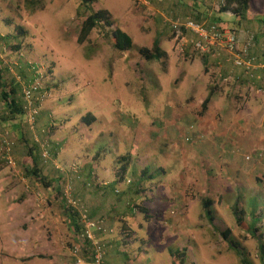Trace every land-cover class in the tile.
I'll return each instance as SVG.
<instances>
[{
  "label": "rangeland",
  "instance_id": "374dc122",
  "mask_svg": "<svg viewBox=\"0 0 264 264\" xmlns=\"http://www.w3.org/2000/svg\"><path fill=\"white\" fill-rule=\"evenodd\" d=\"M142 1L96 0L85 6L81 0H0V38L16 37L18 28L24 33L17 40L10 37L5 43L1 41L2 68H5V61L10 57L16 60V55L20 53L24 60L38 66V73L42 76L39 85L48 91L33 131L25 127L24 114L20 120L18 118V123L17 120H7V111L2 109L1 99L0 123L5 121L13 125L20 124L26 135L25 139L29 142L25 148L31 149L36 145L39 153L33 151V156L34 153L38 156L41 167H52L56 171L51 163L45 164L41 159L39 145L43 140H48L51 160L63 169L58 173L66 176L59 184H55L54 191L64 207L59 209H69L67 200H76L87 211L90 219L103 221L105 230L109 228L106 221L113 212L110 211L112 207L110 204L106 205L102 214L91 217L84 199L74 195L75 183L82 182L90 190L94 186L102 187L107 184L106 177L97 179L95 170L98 168L113 175L118 174L123 166L130 168L131 172L134 171V166L139 172L147 165L148 172H154L155 177L160 175V167H163L167 172L165 181L177 182L178 185L174 186L176 188H172L171 193L163 200L156 197L155 203L148 204L150 207L160 202L158 207L165 214L158 212L157 206L147 213L139 204L126 206L131 211L126 212L130 220H121L120 231L117 232L124 237L129 231L127 228H131L136 233V239L127 242L128 239L125 238L131 253L122 250V264H179L171 252L183 248L187 251L186 264H242V258L249 264H263L264 256L261 259L259 244L264 246V141L255 138L254 142H250L238 137L242 131L236 127L230 128L236 138L230 135L222 141L219 138L220 130L226 129L227 123H218L219 129L206 122L200 124L198 120L202 115L199 113V106L194 110L184 109L181 100L190 95L191 90L188 87L183 88L179 95L174 93V97L171 96L174 78L164 72V58L157 62L140 61L138 50L150 48L153 40L164 33L165 27L170 44L179 50L182 39L174 41L172 23L185 19L162 13L160 20L149 9L144 10ZM99 10L109 13L112 23L110 30L120 29L131 37L132 48L129 51L114 50L113 39L98 30H93L84 43L77 42L81 22L90 11ZM186 18L193 19L191 16ZM156 23L159 25L156 26ZM216 23L223 28H238L236 19L226 14H221ZM186 33L183 32L184 39H188ZM18 46V49H13ZM161 73H164L163 79ZM12 78V74L6 72L2 82L12 83ZM144 87L147 89L145 93L142 91ZM17 99L22 103L20 90ZM180 111L190 119L180 120ZM40 112L43 114L41 121L50 123L44 129H38ZM87 114L93 116L90 125L81 121ZM170 115L175 124L172 123ZM175 127L179 132L178 138ZM13 133L0 127V136L12 142V156L17 135ZM157 136L165 139L166 150L162 143L152 142ZM62 139L67 141L62 147L63 150L77 149L81 156H70L67 160H61L59 156L62 149L56 150L55 142L60 143ZM137 150L141 153L145 150L152 152L151 158L136 156ZM99 152L103 153L98 162L94 156ZM66 153L70 154L69 151ZM151 159L153 161L149 163ZM13 160L14 169L1 166L0 171H5L9 181L19 186L24 177H28L24 170L25 162H18L14 156ZM82 166H93L94 180L82 181ZM224 171L227 174L226 181H206L214 179L211 173L222 175ZM191 175H194L193 181ZM186 177L189 180L186 181ZM127 178L120 189L138 182V176L133 173ZM48 187L41 185V188L36 189L35 199L46 201L45 191ZM54 191L51 190L52 193ZM117 192L119 188H116ZM152 193L153 188L150 186L144 195L148 199ZM144 195L140 197L143 200ZM171 198H180L181 202L177 203ZM205 198L213 204L212 222L206 217L202 207V199ZM8 209L1 200L0 264H49L37 257L25 263L17 259V249L9 236V219L5 216ZM238 219L240 222H237ZM77 220L79 222V216ZM226 231L228 240L220 235V232ZM146 240L147 244L144 243ZM77 243L73 238L68 245L72 264L74 260L70 251ZM80 256L89 264L90 246H83Z\"/></svg>",
  "mask_w": 264,
  "mask_h": 264
},
{
  "label": "crops",
  "instance_id": "0c3cea01",
  "mask_svg": "<svg viewBox=\"0 0 264 264\" xmlns=\"http://www.w3.org/2000/svg\"><path fill=\"white\" fill-rule=\"evenodd\" d=\"M219 1L143 0L142 2L145 8L144 10L149 9L152 12L151 14H155L160 20H162V16L165 13L184 18L189 16L193 19L198 18V22L206 25H219L216 22L219 20L221 14H226L228 17L233 16L230 12L219 13L217 11ZM150 2H152V5L148 6ZM236 22L238 24L237 29L228 28L227 26L226 29L232 30L236 34L239 51L246 49L247 45L250 44L247 48L246 56L252 57L255 60L251 70L245 71L241 67L234 66L232 58L223 50L220 43L213 41L205 42L189 32H185L188 39L183 38L181 42L178 41V43L180 42L179 50L177 49L178 47H172V43L170 44V40L167 39L168 33L164 25L165 28L163 30L165 31L162 34L160 33V46L165 53L163 70L167 76L174 78V85L170 90L171 96L174 97V93L179 95L185 87L191 90L190 95L181 100L185 106L184 109L189 108V110H194L198 106L201 108L204 100L210 96V102L206 111L202 112L201 109V112H199L202 117L198 121L200 124H203V122H206V124L209 123V126L216 129H219L218 123H227L225 126L227 130L224 128L220 130L219 138L222 141L226 140L230 135L236 138V135L230 130L232 127H236L242 131L238 137L248 139L250 142H254L255 138L264 141V35H262V28H264V0H249L246 19L243 21L236 19ZM158 25L156 23V26ZM251 35H255V38L252 40L250 38ZM171 47L175 52L179 51L183 52V54L173 52ZM164 77V73H161V79ZM186 83L188 84L184 86ZM2 109L5 110V107L2 106ZM181 112H178L180 120L188 121L190 118L185 114H181ZM42 117L43 114L40 112L38 129L39 127H43L42 129H44L49 123L41 121ZM171 121L175 124V120L172 117ZM0 127L14 132V135L17 134L16 144L13 150L14 158L18 162L20 160L23 162L29 159L32 160L28 154V149L25 148L29 142L25 139L26 135L21 125H13L11 122L1 121ZM175 133L178 138L179 132H177V129ZM20 136H23L25 142L19 141ZM56 142L55 145L57 144L59 150L62 149L59 156L61 160H67L66 158L70 156H81L77 149L69 148L63 150L62 147L67 144L66 140L62 139L60 143ZM152 142L162 143L164 149H167V143L161 136H157ZM56 150H58L57 147ZM66 151H69L70 154L68 155ZM145 151L141 153L137 150L135 155L144 159L151 158L152 152ZM261 151L258 150V152ZM237 152L239 151L237 150ZM102 153L95 154V161H100ZM140 154H143L141 155L142 157ZM33 157H35V163L37 164L35 168L38 170V174L42 175L48 182L47 186L49 187L47 191L44 190L47 195L46 201L35 199L36 189L41 188V184L34 177L29 176L26 169L24 170L28 177H24V180H22L23 183L19 186L15 182L9 181L5 175V171H0V201H4L9 208L5 216L10 220H8L10 224L9 236L12 238L13 246L17 249V259L25 263L33 261L37 257L48 261L49 264H72L69 257L68 245L70 240L74 238L72 231L74 230L75 220L68 211L59 209L61 206L63 209L64 207L57 197V192L54 191L56 189L55 184H59L60 180L62 181L66 176L58 173L59 171H63L62 168L56 171L52 167L47 169L43 168L38 161V156L35 154ZM231 159L233 160V158ZM152 161L151 159L148 162L151 163ZM133 168L134 171L132 172L130 168L126 170L125 178L128 179L127 177L133 173L138 176V182L134 183L133 186L125 184L124 189H120V186L124 182L118 181L116 173L111 175L100 171L99 168L95 170V173L97 179L99 177H106L107 184L105 186L100 187L97 185L88 190L82 182L75 183L74 185V195H79L84 199L88 205L91 217L95 218L99 214H102L105 211L106 205L110 204L112 207L110 211L113 210V212L106 221L108 223L106 225L109 228L105 232H99L96 235L99 240L105 243V264H122L124 262V253H122V250L123 252L127 251L131 253L130 247L125 243V238L128 239L127 242L130 240L134 241L136 239V233L131 228H127L129 231L124 232L126 234L124 237L117 232L120 231L119 226L121 225V220L127 222L130 220L126 212L131 211L126 206L139 204L145 209L146 213L150 209L154 210L157 206V211L165 214L164 210L162 211L158 207L160 202H157L156 206L151 205L149 207L148 204L155 203L154 199L156 197H160L163 200L167 194L171 193V189L176 188L174 186L178 185L175 181H165L167 172L163 167H160L159 173L161 176L159 175V178L155 177L154 172H148V165L142 170H139V172H137L134 166ZM28 169L32 170L34 168L29 165ZM93 171V166L91 168L90 166H82L80 169V178L82 181L94 180ZM222 173V175L215 172L211 173L214 179L206 181L208 183H214V181L219 179L226 181L227 174L225 171ZM190 178L193 181L194 175H191ZM234 179H237V177H234ZM187 180L189 178L186 177ZM93 185H95V182ZM150 186L153 188V193L147 199L144 193ZM116 188H119V192L117 193ZM140 189H144L145 191L140 193ZM51 190L55 193H52ZM141 195H144L145 200L140 198ZM171 199L177 203L181 202L180 198ZM212 205L210 204L209 207L211 213L214 212V209L211 208ZM157 238H161V236H157ZM147 242L148 240L144 241L145 244ZM131 247L134 248L133 245ZM126 262H129V259H126Z\"/></svg>",
  "mask_w": 264,
  "mask_h": 264
},
{
  "label": "built area",
  "instance_id": "2783aa9c",
  "mask_svg": "<svg viewBox=\"0 0 264 264\" xmlns=\"http://www.w3.org/2000/svg\"><path fill=\"white\" fill-rule=\"evenodd\" d=\"M172 29L175 42L178 39H183V32H191L205 42L213 41L220 43L223 50L232 58L234 66L241 67L245 71L251 70L254 66V58L246 56L247 48L250 44L247 45L246 49L239 51L236 34L229 29L216 24L205 25L204 23H197L191 18H186L184 21L176 20L172 23ZM1 48L2 45L0 42V50ZM4 64L5 72L12 74V81L19 86L24 114L23 123L28 130L33 131L36 126L39 109L44 100L48 97V91L39 85L42 76L38 73V66L24 60L20 53L16 55V60L10 57ZM39 146L43 162L45 164L51 163V166L56 170H61L59 165L51 160L52 155H50L51 150L48 140H43ZM1 166H6L11 169L15 167L12 156V142H10L8 138H3L2 136H0V168ZM15 177H17V175H15ZM65 193H67V189ZM67 203L69 209L78 213L82 229V232L78 236L80 242L78 238L75 239L80 245L77 243L70 251L74 260L73 264H87L80 256L81 248L84 246L81 242L84 239L90 242L91 258L89 264H105V244L100 242L95 234L105 232L103 221L90 219L87 211H85L76 200L68 199Z\"/></svg>",
  "mask_w": 264,
  "mask_h": 264
},
{
  "label": "trees",
  "instance_id": "16d2710c",
  "mask_svg": "<svg viewBox=\"0 0 264 264\" xmlns=\"http://www.w3.org/2000/svg\"><path fill=\"white\" fill-rule=\"evenodd\" d=\"M93 1H96V0H81V3L86 6L89 3H92ZM217 7H218L217 11H219V13L230 12L234 16V18H236L239 21H243L246 19L247 11L249 9V0H220ZM197 19H192V20L197 22V23H200V22H198ZM180 21H182V19ZM210 25H212V24H210ZM111 27H112V23H111L110 15L107 11H103V10L93 11V12L90 11L80 24L77 42L79 44L84 43L93 30H98V32L103 31L104 36L110 37V39H113L112 48L114 50H116L118 52L129 51L132 48L131 37L128 36L126 33H124L120 29L110 30ZM17 32L18 33H17L16 37H12V36H10V37L15 38L16 40H17V38L19 39V37H23L24 33L22 32V30L20 28L17 29ZM262 35H264V28H262ZM10 37L9 36L2 37V38H0V42L4 41V43H5L6 40L11 39ZM250 38H251V40L254 39L255 35H251ZM160 43H161V38L158 37V38H155L153 40L152 46L150 48L139 49L138 54L140 56V61L144 62V63H146V62L149 63V62H157V61H160L161 59H163L165 57V53L161 49ZM18 48H19V46L16 48H13V49L16 50ZM4 73H6V72L1 67V63H0V99H1L2 105L5 107V110L7 111L6 112L8 115L7 120L8 119L12 120V121L17 120L16 123H18V118L20 120L22 115H23L22 104H21V102H18V99H17V95L19 92V86L17 84H15L14 81H12V83H9V84H5L4 82H2ZM142 91L145 93L144 88H142ZM209 102H210V96H208L204 100V102L201 106L202 112L206 111V108H207ZM81 121L86 125H90L91 122L93 121V116L91 114H87L81 118ZM19 141L25 142V139L23 138V136L19 137ZM56 147L59 149V147L57 145H56ZM33 151H35L36 153L37 152L39 153L36 145L33 146L31 149H28V154L32 160H30V159L25 160L26 162L24 163L25 164L24 167H25L27 174L29 176L34 177L38 183L47 187L48 182L46 181V179L42 175L38 174V170H36V168H35L37 166V164L35 163V157H33ZM34 155H35V153H34ZM54 158H56V157L54 156ZM29 165H31V167L34 169L29 170L28 169ZM127 169H128L127 166H123L122 168H120V170L118 171V174H117L118 181H121L124 183L127 181V179L125 178V173H126ZM144 191H145L144 189H140L139 192L143 193ZM202 207H203V210L205 212L206 217H208L209 221L212 222L214 217L212 216V213L209 210L210 201L206 198L202 199ZM66 211H68V213L72 217H74L75 223H74L73 232H74V238L77 239L79 234L82 232L81 224L77 220L78 214L75 211H72L71 209H67ZM234 212L236 213L235 209H234ZM76 220H77V222H76ZM237 222H240V219H238ZM247 230H248V228H247ZM95 234H97V233H95ZM220 235L222 236V238L224 240H228V238H229L228 237V231L220 232ZM78 241H79V238H78ZM99 241L102 242L101 240H99ZM81 243H83L84 247H85V245L90 246V242H88V240H86V239H84ZM102 243L105 244L104 242H102ZM229 246L231 248L235 249L231 243H229ZM259 252L261 255V259H263L264 246L262 244H259ZM237 254L239 256H242V253L240 251H237ZM171 255H172V257H174L175 259L178 260L179 264H186L187 251L185 248L180 249V250H175V251L171 252ZM241 263L242 264H249L247 262V260H245L244 258L241 259Z\"/></svg>",
  "mask_w": 264,
  "mask_h": 264
}]
</instances>
